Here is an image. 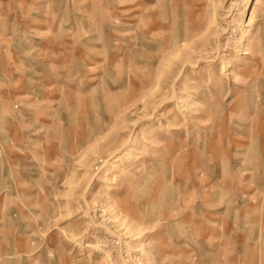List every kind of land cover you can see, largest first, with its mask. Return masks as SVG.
<instances>
[{"label": "rangeland", "instance_id": "1", "mask_svg": "<svg viewBox=\"0 0 264 264\" xmlns=\"http://www.w3.org/2000/svg\"><path fill=\"white\" fill-rule=\"evenodd\" d=\"M0 264H264V0H0Z\"/></svg>", "mask_w": 264, "mask_h": 264}]
</instances>
